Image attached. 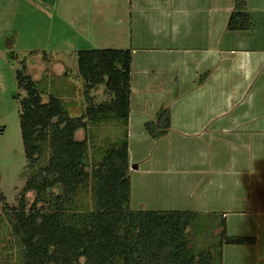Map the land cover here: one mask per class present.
<instances>
[{
  "label": "crops",
  "instance_id": "1",
  "mask_svg": "<svg viewBox=\"0 0 264 264\" xmlns=\"http://www.w3.org/2000/svg\"><path fill=\"white\" fill-rule=\"evenodd\" d=\"M245 1L249 31L226 29L233 0H89L91 24L69 13L85 0L59 8L70 35L122 32L119 49L131 51L130 210L191 212L190 248L204 242L195 231L210 229L196 253L210 251L214 264H264V0ZM160 108L170 109V129L152 140L144 124ZM141 188L152 201L134 197ZM222 222L229 236L256 242L219 245Z\"/></svg>",
  "mask_w": 264,
  "mask_h": 264
},
{
  "label": "trees",
  "instance_id": "2",
  "mask_svg": "<svg viewBox=\"0 0 264 264\" xmlns=\"http://www.w3.org/2000/svg\"><path fill=\"white\" fill-rule=\"evenodd\" d=\"M254 23L245 0H233L228 31H249ZM86 108L68 115L59 97L43 98L36 81L16 71L19 127L26 160L25 184L16 207L0 191L2 213L22 251L23 264H214L210 251L191 254L185 231L191 212L132 211L127 123L130 112L131 51L88 49L76 53ZM103 87L108 100L97 104L88 92ZM107 120L122 127V136L100 154L88 170L87 139L77 137L88 125ZM170 129V109L144 124L152 140ZM93 211H74L76 198L89 182ZM34 195L33 200L28 194ZM77 203V204H76ZM253 237L229 236L222 222L219 245H253Z\"/></svg>",
  "mask_w": 264,
  "mask_h": 264
},
{
  "label": "rangeland",
  "instance_id": "3",
  "mask_svg": "<svg viewBox=\"0 0 264 264\" xmlns=\"http://www.w3.org/2000/svg\"><path fill=\"white\" fill-rule=\"evenodd\" d=\"M54 1L0 0V191L6 202L13 207L18 205L20 191L25 184L26 168L19 127L20 106L13 98L18 93L16 71L20 70L23 63L26 67L24 74L30 75L37 82L43 98L46 100L48 95L60 97L68 115L78 118L85 112L87 95L84 84L78 77L75 51L119 49L125 36L122 32L119 35H104L93 29L88 33L70 35L72 28L63 19L64 12L59 11L63 6L66 10L65 4L60 0L55 8ZM89 3V0H85L80 9L72 6L69 13L74 14L80 10V21L91 24L92 20L95 21L96 6H90ZM124 18L125 14L121 13L116 19L118 23H123ZM58 63L64 65L60 70ZM62 69L64 70L61 71ZM53 75L52 82L49 78L52 80ZM52 83L56 88L54 90H57L55 92L52 91ZM88 96L93 99L94 104L108 100L103 87L88 92ZM122 131V127L114 121L107 120L97 124L90 123L86 132L77 133L78 138L88 141L87 164L90 173L101 152L116 143L121 138ZM153 152L155 147L149 146L145 155L149 156ZM145 181L151 182V179ZM87 184L75 199L80 206H74V211L89 212L95 209L91 198V185L94 181ZM27 196L33 200L32 193ZM154 196L150 190L143 188L139 193L134 192V197L140 201L150 202ZM136 199L133 201H138ZM1 208L0 203V264H23L21 248ZM206 229L201 233L195 231L200 234L196 236L204 242L191 248L192 255L200 254L196 252L212 241V238L207 237L210 229Z\"/></svg>",
  "mask_w": 264,
  "mask_h": 264
}]
</instances>
